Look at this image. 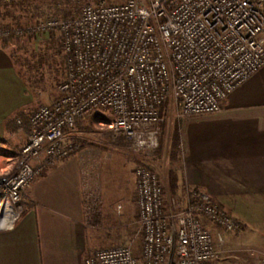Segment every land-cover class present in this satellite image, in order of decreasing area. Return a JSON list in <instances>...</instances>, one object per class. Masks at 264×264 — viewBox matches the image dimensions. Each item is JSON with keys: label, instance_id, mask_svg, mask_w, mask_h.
<instances>
[{"label": "built area", "instance_id": "1", "mask_svg": "<svg viewBox=\"0 0 264 264\" xmlns=\"http://www.w3.org/2000/svg\"><path fill=\"white\" fill-rule=\"evenodd\" d=\"M51 32L62 38L67 79L57 99L30 114L31 132L0 176V220L12 214L16 221L29 182L78 151L65 131L78 117L95 116L134 150L153 151L165 103L174 105L178 119L219 112L223 100L264 67V0H85L78 17H48L15 29L0 24V41L9 42L12 33ZM135 176L140 250L133 244L99 248L84 264H219L208 222L237 232L239 220L196 189H186L183 203L166 204L167 189L148 166H138Z\"/></svg>", "mask_w": 264, "mask_h": 264}, {"label": "crops", "instance_id": "2", "mask_svg": "<svg viewBox=\"0 0 264 264\" xmlns=\"http://www.w3.org/2000/svg\"><path fill=\"white\" fill-rule=\"evenodd\" d=\"M13 46L0 41V142L3 151L12 153L31 132L28 108L33 101L15 65ZM22 113L24 118L14 122ZM180 125V158L172 164L179 175L174 194L179 201L184 202L191 188L210 195L231 215L240 212L246 218L248 213L264 212V67L224 99L219 112L186 116ZM88 153L58 160L29 182L24 204L29 203L30 210L12 230H0V264H84L90 253L88 240L94 238V201L118 220V213L103 207L109 190L99 186ZM18 154L2 156L15 159ZM160 181L169 187L168 174ZM114 192L119 193L110 189ZM217 232L220 251L227 242Z\"/></svg>", "mask_w": 264, "mask_h": 264}, {"label": "rangeland", "instance_id": "3", "mask_svg": "<svg viewBox=\"0 0 264 264\" xmlns=\"http://www.w3.org/2000/svg\"><path fill=\"white\" fill-rule=\"evenodd\" d=\"M110 1L112 3H123L125 0ZM33 2L25 8L20 4H16L15 1L0 2V24L11 29L25 27L48 17H63L64 10L69 11V17H78L81 14L85 0H55L54 6L49 2H46L47 4L42 3L43 0ZM60 37L58 32L31 37L28 35H15L14 38H10L9 43L14 44L13 51L19 50L18 53L22 54L25 50H37L52 39L60 40ZM29 90L33 96V101L28 108L30 113L41 105L53 102L60 94L59 87L45 88L42 83ZM165 110V121L160 125L161 149L159 153L154 150L136 151L128 140V146L126 147L116 145L115 143L120 142L125 136L121 133H114L107 127L100 126L97 123L98 118L95 116L83 117L85 120L84 125L86 127L92 125L91 129L90 127L88 130L77 128L72 132V136H77L83 140L80 143L76 142L79 144L78 151L73 153L72 156L84 150L89 152L88 156L94 159L92 172L99 177V186L109 190L103 207L116 215L118 213V220L116 221L111 214L106 215L105 211H102L99 201H94L92 210L94 238L90 237L88 240L89 252L99 248L126 244H133L137 251L140 250L143 234L138 219L139 209L134 171L138 166L145 165L154 169L162 179L167 176L169 169L172 168L173 162L170 159L172 137L175 130L180 133L181 125L172 103L166 105ZM67 138H70L69 135ZM4 148L5 146H0V176L9 164L16 161V158H12L13 160L3 158L2 154L11 156L19 152V150L13 153L3 151ZM6 160H10V162ZM50 166L36 177L42 175ZM112 188L118 189L119 193L114 192L111 194L110 189ZM166 189V200L171 201L179 198L170 192L169 187L166 186ZM166 204L169 205L170 202ZM232 215L242 223V226L237 232L219 230V233H222L225 242H227L223 248H219L221 251L219 264H264V212H251L248 213L246 218L240 212H232ZM96 219H103L104 221L97 223ZM209 228L214 235L218 233L214 225H209Z\"/></svg>", "mask_w": 264, "mask_h": 264}, {"label": "trees", "instance_id": "4", "mask_svg": "<svg viewBox=\"0 0 264 264\" xmlns=\"http://www.w3.org/2000/svg\"><path fill=\"white\" fill-rule=\"evenodd\" d=\"M16 4H20L22 7H27L30 3H34L35 0H14ZM49 2L53 4L55 0H43L42 3ZM47 4V3H46ZM70 16L68 10L63 11V17L68 18ZM53 17V16H52ZM55 17V16H54ZM74 18V17H69ZM15 34L12 33L11 38H14ZM19 50L12 52L14 62L16 67L19 69V73L22 78L25 80L28 89L37 87L38 84L42 83L45 88H60V86L67 79V66L66 60L67 57L62 48V38L60 40H50L46 42L43 46L37 50L28 51L25 50L22 54L18 53ZM169 104V102H167ZM165 103L162 107V114L165 117L166 105ZM24 118V114H16L13 121L16 122L17 119ZM85 120L83 117H78L75 122V126L72 129L66 128V134L69 135V139L75 142H82L79 137L72 136V132L77 128L81 130H88L92 128V125L86 127L84 125ZM30 124V122H29ZM20 126V125H19ZM109 129V128H108ZM114 137V136H113ZM115 138V137H114ZM118 139V138H117ZM118 146H128V141L126 137H123L120 142L115 143ZM180 145L181 137L178 130H175L172 137L171 143V152L170 159L172 162H176L180 158ZM161 149V138L160 146L154 150L156 153H159ZM169 176V189L172 194H175L179 188V175L178 171L175 169H170L168 172ZM31 206L28 204H23V208L19 213V218L23 217L28 213Z\"/></svg>", "mask_w": 264, "mask_h": 264}, {"label": "clouds", "instance_id": "5", "mask_svg": "<svg viewBox=\"0 0 264 264\" xmlns=\"http://www.w3.org/2000/svg\"><path fill=\"white\" fill-rule=\"evenodd\" d=\"M141 143H143L141 141ZM15 227V220L9 222V218L5 217L3 220H0V230H12Z\"/></svg>", "mask_w": 264, "mask_h": 264}, {"label": "bare ground", "instance_id": "6", "mask_svg": "<svg viewBox=\"0 0 264 264\" xmlns=\"http://www.w3.org/2000/svg\"><path fill=\"white\" fill-rule=\"evenodd\" d=\"M11 217L13 218L12 214H11ZM11 217L9 218V219H10V220H9L10 222H11Z\"/></svg>", "mask_w": 264, "mask_h": 264}]
</instances>
